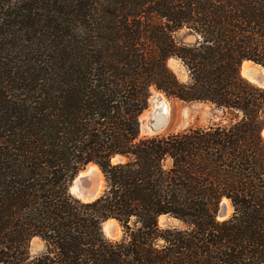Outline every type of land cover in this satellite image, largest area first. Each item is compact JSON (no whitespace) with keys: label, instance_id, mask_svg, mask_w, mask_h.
Listing matches in <instances>:
<instances>
[{"label":"trees","instance_id":"obj_1","mask_svg":"<svg viewBox=\"0 0 264 264\" xmlns=\"http://www.w3.org/2000/svg\"><path fill=\"white\" fill-rule=\"evenodd\" d=\"M245 59L264 67V0H0V264H263L264 85ZM152 89L218 119L141 136ZM91 161L106 186L81 201Z\"/></svg>","mask_w":264,"mask_h":264},{"label":"rangeland","instance_id":"obj_2","mask_svg":"<svg viewBox=\"0 0 264 264\" xmlns=\"http://www.w3.org/2000/svg\"><path fill=\"white\" fill-rule=\"evenodd\" d=\"M174 36L178 39H183L187 41L194 40V36L187 34L185 29H181L177 31L176 33H174ZM167 64L170 68H172V70L175 72V74L179 78L185 79V76H186L185 70L179 60L175 58H169L167 61ZM239 67H241V63ZM240 74L242 77L246 78L247 80L253 83L264 85L263 83L264 82V69L263 67H260L259 65H256L255 63H252V65L249 68H247V70H245L244 73H241V70H240ZM151 97L160 98L157 101L158 103H160V101L162 100H165V107H166L167 113L163 115L161 114V111L157 110L156 114L159 115L158 118L162 119L163 121L162 126L154 132L140 130L141 136H149V135H153L157 133L181 131V130L188 129L191 127H204V126H208L209 124L214 123L218 119V116L213 114L210 104L206 102L182 101V100L167 97L163 92L158 91L156 89H152L151 94L148 99L147 107L143 110V112L139 116L140 124H141V120L147 119L149 113L156 106L155 105L156 102L154 103V101H156L155 98L153 99V104H152ZM140 128H141V125H140ZM103 178L104 176L102 175V183H101L102 188H103ZM222 200H225L227 202L225 198H223ZM227 203L229 205L230 210L226 216H228L232 211V207L230 203L229 202ZM160 219L163 220L164 217H161ZM42 248H43V243L38 237H34L31 239L30 244H29V250L31 254L38 252Z\"/></svg>","mask_w":264,"mask_h":264},{"label":"water","instance_id":"obj_3","mask_svg":"<svg viewBox=\"0 0 264 264\" xmlns=\"http://www.w3.org/2000/svg\"><path fill=\"white\" fill-rule=\"evenodd\" d=\"M255 64L259 65L260 67H263L260 64H257V63ZM154 98L155 97H151L152 104H153ZM140 125H141V128H140L141 131L143 130V131H150V132H154L162 126V124H157L155 122L152 114L150 113L147 119L141 120ZM261 134L264 137V127L261 130ZM120 159H122V157L120 156H114L112 158V160H120ZM91 165H95L99 168V166L95 162H92V161L84 164L80 169H78V171L75 173V175L73 176V178L71 179L68 185V192L72 196H74L75 198L81 201H92L96 199L103 193L104 188L106 186L104 182L105 179L103 178V188L101 189L100 193H98L100 182H99V179L95 176V174L92 173L90 169ZM228 213H229V205L225 200H222L218 206L216 215L217 217L222 218L226 216ZM110 220H114V222H109ZM102 231H103V234L107 238H110V239L119 238L121 236L120 234L122 233L119 222L114 218H109L102 222Z\"/></svg>","mask_w":264,"mask_h":264},{"label":"bare ground","instance_id":"obj_4","mask_svg":"<svg viewBox=\"0 0 264 264\" xmlns=\"http://www.w3.org/2000/svg\"><path fill=\"white\" fill-rule=\"evenodd\" d=\"M252 63L253 62H251L250 60H243L241 63V67H240L241 73H244L245 70H247V68H249L252 65ZM159 99L160 98H155L156 101H154V103L156 102L155 103L156 106L153 108V110L150 112V114H152V116H153V118L157 124H162V122H163L162 119H159L158 118L159 115L156 114L157 110L161 111V114H163V115L166 114L167 112H166V107H165V100H162V101H160V103H158L157 101ZM90 169H91L92 173L95 174V176L99 179V182H100L99 185H101L102 173H101L100 169L95 165H91ZM101 188H102V185H101V187L99 186L98 193H99ZM229 210H230V208H229ZM109 222H114V220H110Z\"/></svg>","mask_w":264,"mask_h":264}]
</instances>
